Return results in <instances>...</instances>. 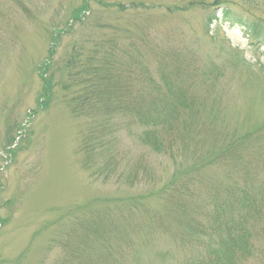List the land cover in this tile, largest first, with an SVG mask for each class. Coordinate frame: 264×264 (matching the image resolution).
Masks as SVG:
<instances>
[{"label": "rangeland", "instance_id": "374dc122", "mask_svg": "<svg viewBox=\"0 0 264 264\" xmlns=\"http://www.w3.org/2000/svg\"><path fill=\"white\" fill-rule=\"evenodd\" d=\"M215 1L0 0V264H72L75 257L64 254L63 244L80 220L86 218L88 224L87 217L93 214L128 212L136 203L159 208L155 193L161 185L97 180L81 164L78 140L88 119L73 114L70 98L76 88L67 90L63 84H74L76 72L90 71L86 66H97V59L111 63L113 56H124L113 80L124 82L125 73L131 72L135 93L151 82L150 76L159 80L163 62L176 56L191 65L193 77L182 72L178 76L170 68L172 80L186 94L201 96L204 117L217 118L222 140H237L264 125V44L243 27L223 21L221 14L218 22L206 25ZM217 1L241 12L250 7L247 0ZM83 6L87 10L78 12ZM78 16L81 19H75ZM53 46L55 56L46 76L54 87L45 107L39 68ZM76 53V63L66 70L69 57ZM232 53L254 64L255 74L245 77L242 66L231 61L222 75L216 71L221 68L218 56ZM204 72L211 73L209 81ZM90 73L86 76L91 78ZM123 137L138 146L126 131ZM221 145L216 143L213 152ZM259 147L253 166L264 172V142ZM190 158L189 153H180L174 163L156 156L160 170L156 173L165 171L167 175L161 176L166 183L175 173L192 169Z\"/></svg>", "mask_w": 264, "mask_h": 264}, {"label": "trees", "instance_id": "16d2710c", "mask_svg": "<svg viewBox=\"0 0 264 264\" xmlns=\"http://www.w3.org/2000/svg\"><path fill=\"white\" fill-rule=\"evenodd\" d=\"M216 1L206 25L218 21L221 14L223 21L243 26L264 44V0H247L250 7H244L245 12L234 10L226 1ZM83 10L87 6L78 12ZM78 55L71 54L66 70L76 63ZM54 56L53 46L39 68L45 107L54 87V81L46 76ZM113 58L111 63L100 58L97 66H86L91 78L86 76L90 71L79 70L74 84H63L67 90L76 88L70 98L73 114L88 119L78 140L81 164L97 180L128 186L161 185L155 193L159 208L150 210L136 203L128 212L93 214L87 217L88 224L82 219L63 244L64 254L75 257L72 264H264V182L260 181L264 172L253 166L256 149L264 142V125L237 140H222L217 118L204 117L206 106L201 96L186 94L170 76L173 68L178 76L182 72V76L185 73L192 78L186 61L175 56L174 61L163 62L159 80L150 76L151 82L140 85L134 93L131 72L125 73L124 82L113 80L119 76L113 73L124 65L125 57ZM218 59L221 68L216 71L221 75L228 61L242 66L245 77L257 70L239 53ZM137 63L141 67V60ZM204 73L209 81L211 73ZM123 131L138 146L122 139ZM191 136L193 140L188 139ZM219 141L221 150L213 152ZM180 153H189L194 166L163 183L161 175L167 173L158 175L154 158L162 156L176 163ZM203 155L208 158L201 159Z\"/></svg>", "mask_w": 264, "mask_h": 264}]
</instances>
